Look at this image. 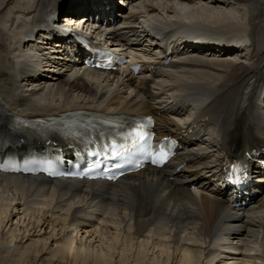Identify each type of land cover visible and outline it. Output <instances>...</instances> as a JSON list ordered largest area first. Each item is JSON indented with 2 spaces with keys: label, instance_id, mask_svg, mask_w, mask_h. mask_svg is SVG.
<instances>
[{
  "label": "bare ground",
  "instance_id": "6f19581e",
  "mask_svg": "<svg viewBox=\"0 0 264 264\" xmlns=\"http://www.w3.org/2000/svg\"><path fill=\"white\" fill-rule=\"evenodd\" d=\"M10 1L0 0V7ZM30 1L34 0H17L9 10L20 7L32 17L39 13L34 29L29 32L33 37L42 33V26H48L46 19L56 11V3ZM210 2L230 6L233 11L214 10L206 5L197 12L191 10L187 16L204 23L222 41L233 37L241 39L248 25L253 40L252 52L245 60H218L191 50L183 57L181 65L184 67L179 69H182L178 77L181 87L177 95H184L181 97L198 106L200 111L196 119L205 117L218 132V142L211 144L216 148L214 168L218 169L221 166L218 154L222 150L241 152L256 139L264 144V0ZM237 2L247 5L246 21V17L238 15L244 11L243 7H236ZM160 5L165 9L166 5ZM168 6L166 10L175 13V4ZM156 8L149 4L148 12ZM4 20L0 14L1 27ZM31 23L33 20L28 22ZM1 27L0 149L26 141L7 126L15 117L58 114L71 109L154 108L163 111L158 118L161 131L180 130L170 117L179 110L174 111L171 106H152L142 98H152L158 93L147 85L150 79L153 81L159 76L157 70L140 81L123 70L100 73L78 68L61 69L65 65L60 61L53 65L51 72H44L45 75L31 69L28 62L22 63L20 71L15 72ZM117 27L118 38L128 36L140 42L146 37L136 24ZM27 28L20 25L11 33L10 40L18 42ZM156 28L164 29L162 26ZM92 32H97V28ZM20 50L21 55L27 49ZM186 158L192 163L198 162L184 169L192 178L202 179L211 171L203 151L189 148ZM255 203L249 210L241 211L226 207L207 193L195 194L181 189L177 194L156 169L129 175L114 188L99 181L45 182L32 176H0V264H226L219 250H229V246L238 249L239 241L246 235L250 237L244 241L247 242L246 250L253 254L244 255L242 264H259L264 246V195ZM93 209L106 215L92 222L85 215L93 216L90 213ZM67 224L72 231L81 225L89 233L90 241L78 239L77 234L66 231L62 225ZM220 234H226L231 241Z\"/></svg>",
  "mask_w": 264,
  "mask_h": 264
},
{
  "label": "rangeland",
  "instance_id": "374dc122",
  "mask_svg": "<svg viewBox=\"0 0 264 264\" xmlns=\"http://www.w3.org/2000/svg\"><path fill=\"white\" fill-rule=\"evenodd\" d=\"M12 1V3L14 4V3H16L17 2V0H11ZM10 1V2H11ZM185 5H182V4H180V3H178V5L181 7H183V8H186V9H184L181 13H180V9L179 8H177L176 6H175V9L176 10H178V12L175 10V13H173V11L171 12V11H167L166 10V7H169L168 6V4L165 6V9L164 10H162L161 8H158L154 13H153V15L155 16V18L157 19V20H159L160 18H166V19H172V20H176V19H178L179 18V20H181L182 19V17H184V18H190V19H192L191 17H188L187 15L189 14L188 12H190L191 10H195L196 12L200 9V8H203V7H206V5L205 4H201V5H189V4H187V3H184ZM12 4H10V6H11ZM163 5V4H162ZM205 5V6H204ZM219 4H216V5H207V7L208 8H210V9H214V10H219V11H229V10H231L232 9V11H233V8H231L230 6H225L224 4H221V5H224L225 7H219L218 6ZM246 4L245 3H243V2H237V5H236V7H243V6H245ZM173 6V5H172ZM247 6V5H246ZM12 7H13V5H12ZM160 7H161V5H160ZM226 8V9H225ZM243 11L244 12H238L239 14V16L240 17H243V18H245L244 19V21H246L247 20V11L245 12V10L243 9ZM242 13V14H241ZM244 13V14H243ZM29 14H31V13H29ZM245 15V16H244ZM193 19H195V18H193ZM212 29V28H211ZM228 29H226V31H227ZM225 31V30H224ZM224 31H220V32H224ZM229 31H231V30H229ZM215 33V32H214ZM216 34V33H215ZM217 35V34H216ZM218 36V35H217ZM233 39H236V37H233ZM34 215H36V213L34 214ZM65 229H66V231H72V228L70 227V225L69 224H67V225H62ZM77 229H74L73 231H72V233L73 234H77V238L78 239H83L84 241L85 240H87L88 242L90 241L89 240V238H88V232L86 231V229H84L83 230V228H81L80 229V227L78 226V227H76ZM79 228V229H78ZM78 230H79V232H78ZM246 238L248 239V238H250L248 235H246Z\"/></svg>",
  "mask_w": 264,
  "mask_h": 264
}]
</instances>
